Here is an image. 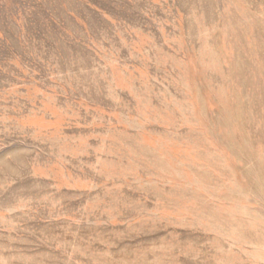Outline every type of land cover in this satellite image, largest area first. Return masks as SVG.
I'll use <instances>...</instances> for the list:
<instances>
[{
    "label": "rangeland",
    "instance_id": "1",
    "mask_svg": "<svg viewBox=\"0 0 264 264\" xmlns=\"http://www.w3.org/2000/svg\"><path fill=\"white\" fill-rule=\"evenodd\" d=\"M0 264H264V0H0Z\"/></svg>",
    "mask_w": 264,
    "mask_h": 264
}]
</instances>
